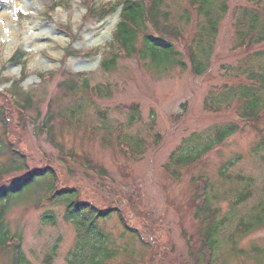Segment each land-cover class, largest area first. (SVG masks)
<instances>
[{"label": "rangeland", "instance_id": "374dc122", "mask_svg": "<svg viewBox=\"0 0 264 264\" xmlns=\"http://www.w3.org/2000/svg\"><path fill=\"white\" fill-rule=\"evenodd\" d=\"M222 2L216 0L211 15L219 16L213 37L203 34L209 16L193 11L190 0L162 3L164 15L146 31L182 33L177 46L188 67L156 71L138 53L118 57L110 70L101 66L121 52L114 42L121 17L88 19L83 0H0V91L17 92V100L23 92L33 98L24 123L12 113L18 119L13 134H5L0 116V171L14 159V145L29 169L50 166L58 180H43L8 211L12 234L22 237L23 264H204L201 237L212 211L223 225L214 264H264V89L256 92L263 99L257 119L242 117L247 98L239 95L251 69L264 72L258 68L264 43L238 47V32L250 29L254 13L255 28L264 27V0H227L224 13ZM202 41L211 53H203ZM142 42L141 35L137 48ZM190 46L207 61L203 75L191 69ZM18 50L27 54L24 70L10 61ZM66 50L78 56H66ZM85 79L97 92L83 85ZM69 80L75 90L61 86ZM230 127L235 132L215 145L216 132ZM209 146L201 159L178 164L180 156H196ZM15 159L16 166L24 165ZM202 179L209 183L211 211L205 214L197 199ZM60 187H77L81 201L99 210L121 209L139 235L125 231L117 212L92 223L75 207L69 211L66 198L51 201V190ZM248 191L251 196L237 203ZM259 217L263 226L242 235L240 227ZM12 259L2 251L0 264Z\"/></svg>", "mask_w": 264, "mask_h": 264}, {"label": "trees", "instance_id": "16d2710c", "mask_svg": "<svg viewBox=\"0 0 264 264\" xmlns=\"http://www.w3.org/2000/svg\"><path fill=\"white\" fill-rule=\"evenodd\" d=\"M87 4L86 7V16L88 19H100L108 16L109 14L115 13L119 6L123 5L121 11V21L117 25V29L114 33V42L118 47L121 48V52L113 54L110 59H104L101 62V66L105 70H110L116 64V59L118 57H123L125 55L132 56L134 54H140L143 59L150 61V64L156 71H163L166 68L180 67L182 69H187V64L181 59L182 53L180 52L177 45H179L183 39L182 33H179L178 30H169V33H172L171 36L160 35L152 36L147 33L145 27L149 22H154L157 24L159 20L164 15V12L160 10L162 3L165 0H121L119 3H109L106 6H95L94 0H83ZM222 6H220L221 12L224 13L227 11L226 2L227 0H222ZM123 3V4H120ZM190 5L198 14L206 13L209 16L207 19V25L203 28V34H208L210 37H213L217 32V26L219 25V16L214 20L211 17L214 7L216 6V0H190ZM55 8L60 6V3L54 4ZM53 6V7H54ZM166 12L165 17L170 18V13ZM259 13H254L252 16V21L250 23L251 27L247 32L242 33L238 32L240 36V44L238 47H247L253 46L254 44L259 45L264 43V27L261 30H257L255 27L259 23L258 21ZM251 16V15H250ZM158 29L159 27L155 25ZM171 28V26L169 25ZM168 28H164V31H167ZM143 36L142 47L137 48L138 38ZM203 42V41H202ZM204 43V42H203ZM205 44V43H204ZM206 45V44H205ZM211 53V48L206 45V50ZM66 56H78V52H73L66 50ZM189 53V61L191 69L196 75H203L207 72V61H202L191 46L187 50ZM256 55L263 54L262 52H255ZM80 55V54H79ZM27 54L25 51L18 50L12 56L10 61L16 65H20L22 69H25L27 64ZM209 66V65H208ZM264 65H259L258 68L263 67ZM253 72L252 77H248L249 84L247 86L242 85L239 95L241 97L247 98L244 100V113L242 117L252 120L259 117L260 110L263 107V99L259 97L256 92H261V89H264V72H256L254 69L250 70ZM258 73V74H256ZM53 74H47L43 76V79H49ZM82 75H77L80 77ZM23 78V76H22ZM62 85L68 86V90H75L77 84L74 80H69L64 82ZM83 85L88 88L91 92H97L94 87L89 85L87 79H85ZM13 89L19 88V82L13 83L11 86ZM23 90L22 88H20ZM232 90V89H231ZM99 91V90H98ZM24 97L20 100H17L18 93L12 94L11 91H0V116L1 123L5 130V134L9 136L15 132L14 122H18V119L15 118V115H21V122L24 123L23 118L26 117L28 110H31V105L33 98L29 92H23ZM14 113V114H12ZM4 115V116H3ZM234 127L227 129H220L216 132V142L215 145L222 144L225 139L235 132ZM263 142L262 146L264 147V131H263ZM0 146V153H1ZM211 147L203 149L196 156H180L178 158L179 165H186L190 162H193L195 159H201V157L210 150ZM10 151L13 154L11 163L7 166L6 170L0 171V255L2 251L9 250L12 254L11 264H23L25 261V255L23 252V243L22 237L20 235L12 234L9 224L7 223L8 211L11 208L12 204H17L19 201L25 199L27 195L35 186H39L45 179L57 180L55 169L50 166H43L39 170L29 169L26 164L27 160L24 159L22 154L17 153L14 145H11ZM18 159H23L24 165L16 166L19 162ZM25 171L23 175L15 174V179L11 183L6 181L13 173ZM9 176V177H7ZM46 182V181H45ZM58 182V180H57ZM250 184V183H249ZM208 181L200 180L198 184V194L197 199L200 203L199 207L201 212L205 214L208 210L211 211L210 206H208L206 193L208 191ZM240 198L237 203H241L248 199L251 196L250 191ZM66 198L69 211L72 207H75V211L79 214L84 213L85 215L91 217V222L95 223L98 219H103L109 216L112 212H117L119 218L121 219L122 224L125 225L127 232H133L137 236L139 235L138 231L127 224V215L121 211V209H114L110 206L109 210L102 211L97 208L93 203L81 201L80 191L77 187H60L51 190V195L49 199L51 201L57 200L58 198ZM73 197L78 198V200H73ZM71 212V216L74 215V212ZM215 212V211H214ZM212 211L211 222L204 227V233L202 234V260L204 264H214V253L215 247L217 245L216 234L222 228V223H218L216 220L217 216ZM50 216H48L49 218ZM126 218V219H125ZM205 219V217H204ZM259 226H263V220L261 217L257 218L255 221L250 222L249 224H243L239 231L241 234H246L247 231L255 230ZM91 228V227H90ZM157 247V246H156ZM95 260V259H92ZM198 260V259H197Z\"/></svg>", "mask_w": 264, "mask_h": 264}, {"label": "water", "instance_id": "95a60500", "mask_svg": "<svg viewBox=\"0 0 264 264\" xmlns=\"http://www.w3.org/2000/svg\"><path fill=\"white\" fill-rule=\"evenodd\" d=\"M119 13H120V10H118V12L115 14V16H118L119 15ZM83 67V66H82Z\"/></svg>", "mask_w": 264, "mask_h": 264}, {"label": "bare ground", "instance_id": "6f19581e", "mask_svg": "<svg viewBox=\"0 0 264 264\" xmlns=\"http://www.w3.org/2000/svg\"><path fill=\"white\" fill-rule=\"evenodd\" d=\"M112 22H114V20H112Z\"/></svg>", "mask_w": 264, "mask_h": 264}]
</instances>
